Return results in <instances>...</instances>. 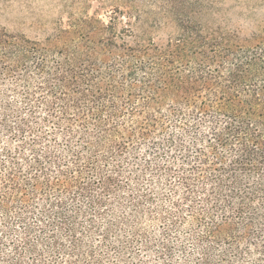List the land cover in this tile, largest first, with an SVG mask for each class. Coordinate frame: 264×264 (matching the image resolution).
Wrapping results in <instances>:
<instances>
[{
	"label": "trees",
	"instance_id": "1",
	"mask_svg": "<svg viewBox=\"0 0 264 264\" xmlns=\"http://www.w3.org/2000/svg\"><path fill=\"white\" fill-rule=\"evenodd\" d=\"M229 10L73 0L57 20L29 25L33 35L0 24V208L43 197L64 209L97 183L107 192L141 144L182 151L186 199L190 172L204 179L197 222L209 236L264 227V28L232 27Z\"/></svg>",
	"mask_w": 264,
	"mask_h": 264
},
{
	"label": "rangeland",
	"instance_id": "2",
	"mask_svg": "<svg viewBox=\"0 0 264 264\" xmlns=\"http://www.w3.org/2000/svg\"><path fill=\"white\" fill-rule=\"evenodd\" d=\"M0 1V24L32 35L29 25L55 21L73 5V0ZM215 2L230 8L223 20L232 27L244 33L264 28V0ZM164 152L136 144L122 155L111 190L103 192L97 183L83 199L69 198L64 209L43 197L0 208V264H257L264 227H250L244 239L239 237L244 227L222 239L209 236V227L197 222L209 205L204 179L194 180L190 172L194 190L186 199L190 189L178 174L182 151ZM195 153L189 147L190 157ZM104 169L110 173L112 166ZM60 209L72 219L73 233L60 226Z\"/></svg>",
	"mask_w": 264,
	"mask_h": 264
}]
</instances>
